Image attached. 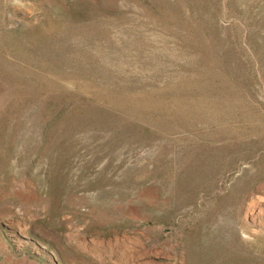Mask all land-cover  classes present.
Returning a JSON list of instances; mask_svg holds the SVG:
<instances>
[{"label":"rangeland","instance_id":"obj_1","mask_svg":"<svg viewBox=\"0 0 264 264\" xmlns=\"http://www.w3.org/2000/svg\"><path fill=\"white\" fill-rule=\"evenodd\" d=\"M153 251L264 264V0H0V264Z\"/></svg>","mask_w":264,"mask_h":264},{"label":"bare ground","instance_id":"obj_2","mask_svg":"<svg viewBox=\"0 0 264 264\" xmlns=\"http://www.w3.org/2000/svg\"><path fill=\"white\" fill-rule=\"evenodd\" d=\"M42 31V30H41ZM43 32V31H42ZM46 33V32H45ZM41 35H43L41 33ZM46 35V34H45ZM42 38V37H41ZM164 256V255H163ZM161 253L153 251V252H148L147 254V259L146 261L148 262V264H158V262L155 260V258H162L163 257Z\"/></svg>","mask_w":264,"mask_h":264}]
</instances>
